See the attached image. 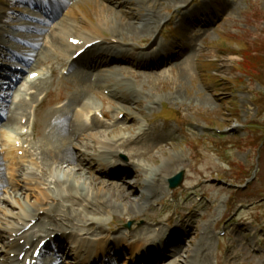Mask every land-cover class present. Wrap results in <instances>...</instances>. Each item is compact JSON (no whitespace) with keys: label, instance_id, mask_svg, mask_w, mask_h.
<instances>
[{"label":"rangeland","instance_id":"rangeland-1","mask_svg":"<svg viewBox=\"0 0 264 264\" xmlns=\"http://www.w3.org/2000/svg\"><path fill=\"white\" fill-rule=\"evenodd\" d=\"M85 1L95 12L97 18L102 21L105 20L115 26L129 21L128 19H124L121 14L116 15V13L110 11L104 15L100 10V6H98L99 0ZM191 1L178 0L177 2H187L191 6ZM177 2L175 3V0H137L133 4L136 9H139L138 5H142L145 11L154 9L162 17H165L166 15H174V8L177 6ZM216 3L215 9L212 8L211 13L216 17V12H218L219 17L208 24V28L196 27L195 29H189L188 24H184V28L179 29L176 26V29H178V42L182 43V49L186 46V50L183 49L186 52L184 63L181 61L180 64L172 65V67L159 68L157 71H153L147 75V71L138 68L131 67L125 70L141 73L140 80L142 83L138 80L136 84L133 83L132 85L137 87L138 96L140 95L142 98L143 94L146 95L145 99H141L143 102L155 103V109L152 112L145 111L146 105H141L140 107V109L145 111L144 114L149 119H152V115L161 110V104L167 106L169 110L172 109L179 112V119L177 121L181 124L182 129L180 126L171 124L165 131L170 134L174 131V133L164 136L161 129L162 124L156 122L155 126L159 131L158 136L163 138L157 141L156 144L151 145L148 156H144L140 160L142 163L140 165L145 171L150 170L160 173V175L161 173L163 174L161 175L162 178H160V181L163 183H160V188L162 189L156 192V199H154L156 204H154H168L170 205V210L162 212H158L155 209L152 211L151 209L146 210L148 204L143 205L144 210L137 211L138 213H133V211L126 212L124 206L127 205L125 207L130 209V204L141 194L144 187L145 172L143 170L141 172L138 170L139 173L136 171L132 176L124 177V175H119L117 177L119 180L127 178L125 180V191L130 194L129 203L124 201V199H127L126 196H123L125 194H118L116 197L112 196L115 190L109 187L108 183L111 181L117 182L114 178H107L106 176L97 178L99 176L95 175L90 167L85 170L86 173L84 175V180L86 177L89 180L91 179V183H94L93 190L95 192H99L100 188L106 187L99 184L100 182L109 181L106 183L110 189L102 192L99 198H106V201L111 206H114L118 215L117 218L123 219V222L127 221L124 218L125 216H130L136 219L140 226H143L145 222H149V219H159L162 221L170 216H174V225L177 227L181 225V221L186 216L187 219H192L204 214L206 218L198 220L199 226L196 236L193 234L187 240L186 250L184 254L181 253L180 255L181 262L176 264L190 263L191 260H187V258L191 256L192 251L188 252V250L191 247V250H195L201 244V240L198 241V237H200L201 230L204 227H207L210 234L214 235L219 233V231H223L227 224L230 226L229 222L234 219H236L237 224L230 229L228 236L223 240L220 257H223L228 251L234 253V249L237 247L238 253H243V249H247V255L250 259L255 258L254 255H251L254 249H256L257 253L261 252L264 255V238H260L264 237V228H260L259 225L254 228L251 226V223L254 226L256 225L255 221L261 222L264 220V143L261 144L264 140H261L252 147L250 145L244 146L248 142L247 140H241L243 137L252 138L253 134L256 135L255 137L258 136L256 140L264 138V0H216ZM145 11L142 13L145 14ZM14 18L12 16L7 20L9 25L14 23ZM132 22L135 23V21ZM139 28L141 27L139 26ZM147 28L150 33L154 31L152 27L148 26ZM149 31L139 35H132H136L137 37L141 35L146 36L147 33L149 34ZM193 48H196V51H190ZM249 52L254 54L257 61H260L262 67L260 71L261 75H258L254 70L248 72L244 69L243 63L251 61ZM114 63V61H109L105 66L109 64L113 65ZM247 66L252 67V64H248ZM173 67H176V69H173ZM92 73L97 72L92 71ZM245 74L255 76V79L252 78L251 80ZM245 77H248L249 80L245 81ZM70 80L61 81V87L64 91L73 86L71 85L65 89L66 86L73 82ZM80 85L83 90L90 92L88 96L93 97V93H91L93 91L87 87V81H83ZM121 85L123 86V84ZM122 89L124 88L122 87ZM123 92L125 93V91ZM125 94L129 96L127 91ZM82 95L80 93V96ZM97 101L99 104L101 100L97 99ZM111 104H113V101H107L103 106H105L106 110L114 112ZM130 120L134 121L132 118ZM142 123L143 121H141V125H144ZM136 124L133 127L130 126L132 124L123 127V124L119 130L106 131L108 134L107 138L110 140L117 138L115 142L121 144L125 141L127 145L129 141V135L127 134L131 133L128 130L132 131V128L135 129V126H137V130L140 124L137 122ZM98 129H94V131L99 133L97 135L99 138L96 139L99 141L103 140L102 142L105 143L104 141L106 140L103 137L106 134L100 130L98 131ZM122 129L125 131H122ZM217 130H220L219 132L222 135L218 134ZM133 135V133L130 134V136ZM218 136L224 138L221 140L218 139ZM150 139H156V136L152 135ZM237 141L243 142V148L240 149L236 146ZM92 142L97 141L94 140ZM213 144H224L227 150H222L220 153L214 149ZM226 144L227 146H225ZM101 147L104 150L106 146ZM81 148H84V146ZM118 150L121 151L122 149L118 147ZM126 150H134L136 153V149L134 148L126 147ZM141 154L147 155V153ZM120 156L122 154L118 155L117 158L119 159ZM129 159L131 160V164L124 166L131 167L133 160L130 156ZM112 161L115 162L117 159ZM62 167L66 169L65 166ZM239 168L248 170L249 177L246 178H250L251 175H257V179L255 181L250 180L249 183L252 182L250 188L247 191L238 193L236 200L231 204L227 200L230 199L232 190L241 187L236 185V183L244 184L243 181L239 182L243 178ZM60 169H56L55 171L58 173ZM182 170L186 171V176L184 185L180 187L181 190L198 185L197 196L187 195L180 200L177 197L173 201L172 195L179 189L174 191L168 189L166 191V187L163 186L164 183L166 184L169 179L179 174ZM52 174L55 176L54 172ZM130 177L132 179H129ZM122 182L120 180L118 183ZM1 187L2 185H0ZM15 194L12 195L15 197L14 199L21 198L19 196L16 197ZM183 194H185L184 191ZM24 195L23 193L21 194L22 199ZM141 195L143 196V194ZM26 196L23 201L26 199ZM198 197L201 199L200 202ZM12 203L14 204L13 206L18 207L16 202ZM231 206L232 209H230ZM243 208H247V213L244 215L240 214ZM27 209L30 213L35 211H31L33 208ZM181 216H183L182 219H179ZM108 218H111V216ZM243 221L245 223L241 224ZM133 226H135V223ZM243 233L247 244H242V246L240 241L243 238L239 235ZM237 235L238 238H236ZM235 239L236 242H233ZM196 242L197 245L193 247L192 244ZM214 247H216V243L213 244V250L215 249ZM207 254L211 258V251H208ZM258 262H261L259 258L253 261L254 264ZM213 263L215 264L216 261H213Z\"/></svg>","mask_w":264,"mask_h":264},{"label":"bare ground","instance_id":"bare-ground-1","mask_svg":"<svg viewBox=\"0 0 264 264\" xmlns=\"http://www.w3.org/2000/svg\"><path fill=\"white\" fill-rule=\"evenodd\" d=\"M29 6L31 7V9L37 8V6H33V5H29ZM75 7H76V5L67 7L68 15L70 14L69 16L71 18H73L74 15L78 14V8H75ZM32 17L37 22H35V23L34 22H28L25 24H21L17 28V30H19L23 33H20L17 31L12 33L13 36L24 38L30 44V46L32 48H34V50H28L27 49L28 50L26 52L27 58L29 60H33L36 51L38 52L39 50H41L42 52L38 55V59H37L38 62H40V63L42 62V64L45 62L50 63V60H52L51 57L53 55V58H56L58 61L65 62V60H67V65H68V62H69L70 58L72 57V55L75 51L67 45L66 40L70 36H73L70 34L74 32L76 25H73L70 22H68V23L66 22V23H64V25L59 23V24L55 25V29H52L51 27L45 28V32H44V28H40V27H41V25H46V24H44V22L40 19V17L37 14L34 13L32 15ZM147 17L154 18L156 16L154 14H151V15L145 16V18H147ZM145 18L143 20H141L140 24H138V25L132 24V23H127V22H124L123 24L119 25L120 29H121L119 35H122L121 33H127V34H131V35L132 34L139 35V34H142L144 32L149 31L147 27L148 26L151 27V26L145 22ZM152 18L149 21H152L153 20ZM201 19L203 20L204 17H201ZM39 24H41V25H39ZM139 26L141 28H139ZM138 28H139V30H138ZM50 30H52V33H53V34H50L51 39L47 34V33H49ZM95 32H97L96 28L93 27L92 31H86L84 33H80L78 35V37H81L82 39L87 40L89 43L97 41V40H103V37L100 35H96ZM152 33H150V31H149V34H152ZM0 34H1L0 38L2 39V42L4 43L7 40L6 37L9 38V36L4 35L3 33H1V31H0ZM149 34L147 33V35H149ZM112 38L117 39L116 37H112ZM106 40H108V39H106ZM122 41H124V40H122ZM17 47L18 46L12 45L11 48L16 49ZM19 49L21 51L26 50L25 47H19ZM159 56L160 57L169 56V54L164 52L162 54H159ZM170 57L171 56H169V58ZM109 61H114L113 55H108L106 53L97 54L96 56H93L90 58V64L88 65V67H86L80 71L74 72V73H72V75L74 78H76V80L79 82V84H81L83 81H87V87L88 88H91V86H94V87L100 86L99 88L102 90L105 87L108 88V86L110 84L115 89H117V90H114V92L118 91V90L120 91L119 93L121 95L120 96L116 95L115 99L121 101L122 103H127V105H132L131 101L130 102L127 101L128 95L125 94L126 90L122 89L123 86L119 82L113 81V76L107 74V72H109V71H102L101 70V68H104V67L106 68L108 66H111V64L105 66L107 63H109ZM143 62H145V64H143V65H151V64L155 63L154 58H153V60H150L149 58L145 59V60L143 59ZM79 63H80V61L77 62L75 64V66L77 67V65ZM16 66H19V65L16 64ZM2 68L3 67H0V70H2ZM21 70L22 69H18L17 73ZM92 71L97 72V73H92ZM6 79H8L7 76L4 77L2 80H6ZM0 81H1V74H0ZM1 86L2 85H0V88H1ZM43 87L47 88V83H44ZM123 91H125V93ZM13 96H14V93H12L11 99L13 98ZM71 99H72V101L70 100L71 103L76 102L79 104L82 102V96H80V93L75 94L74 97H72ZM11 104H12V102H11ZM25 105H26L25 102H20L18 105H16V106L13 105V106L15 109H22V107ZM83 107H84L83 108L84 112H87V109H88V114L93 109V108H90L89 106L83 105ZM122 108L124 109V112L126 113V116L123 120L124 122H126V120L131 119V118L133 120H135L134 114L132 113V110L130 108H128V109L124 108V107H122ZM2 111H4V109L0 106V122L4 121L7 126H10L16 122L17 118L14 117L13 114L10 115V113L12 112V110L10 108H9V115L8 116L1 113ZM54 114L58 116L54 122L52 121V119H51L52 115H50V114H46L45 116L42 117L43 126L49 127L50 132L47 135H45L44 133L42 134V138L40 140L41 141L40 143H42L43 147H45V149L42 151V153L45 155V157H42L44 164H47L46 162H53L54 165L55 164H61V163L67 164L66 169H62L58 173L54 170L55 176H57V178H56L57 179V182H56L57 186H56L55 196L59 197L61 199H64V200L65 199H67V200L75 199L78 202H85L87 208L91 207L92 209H94L93 213L91 214L92 215L91 220L95 221L97 224H102V223L105 224L107 221V218L105 219L103 216L97 217V216H95V214H97L100 210L107 212L110 208H112V206L106 201V198H101V197L99 198V195H101L102 192H105V190L110 189L109 187H112V189L115 190V193L112 196L116 197L118 194H120V195L125 194L123 196H126L127 199H124V201L129 203L128 199H129L130 194L127 191H125L126 190V182L123 181L122 183H117V182L111 181L110 183H108L110 185V186L108 185L109 186L108 187L106 182H109V181L106 180V182H100L99 183L102 186H106V187H102V188H100L99 192H95L93 190L94 183L92 182L93 183L92 184L90 182L91 179L89 180L88 178L85 177V180H84V175L86 173V171L84 170L85 169L84 163L86 162L84 157L94 158V156H91V155L89 156V155L85 154L84 157L81 158L80 155L77 154V152L74 150V148H76L77 146H80V147L84 146V149L89 148L82 140V135H85V131H87V128L81 124V117L82 116H80L78 114L70 113L67 115V117H63V119H61L62 117L60 114H62V113L60 111H57ZM0 126H4V125L1 124ZM99 127L104 128V126L96 124L93 129H96ZM95 132L96 133L93 135L92 141L95 140L101 146H106V147H104L105 152L102 151V153H98L97 160L99 163H104V165L108 166V168L110 170L112 168L114 169V170H112L113 171L112 178H114V180H115V178L117 179V177L119 175H124V177H128L130 175L132 176L138 170L140 172L142 170L145 172L144 186H146V187L143 190V192L141 191V194H143V196L140 194L136 198V200L134 199L135 201H133L132 203H135V204L131 203L132 205L130 204V209L125 207L127 205L124 206L127 213H129L131 211H133V213H138L140 211H143L144 210L143 205H148L151 198H156V196H155L156 192L159 189H162V188H160V183H162L160 181V178H162L161 175H163L162 173L160 175V173L152 172L150 170L145 171L144 168L140 165V162L136 161L141 156H143V157L148 156V154L142 155L141 153L137 152V150L139 149V148H137L138 146L146 147V145L145 144H139V143L136 144L137 146L134 148V149H136V153L135 154H133V153L129 154V156L133 160L131 167L124 166L125 164L120 162V160L117 157H118V155L121 154V151L118 150V147L120 149H125V150H126V147H128L125 144V141L122 142L121 144H118V142H115L117 138H113L112 140H110L107 138L108 134L105 132L106 135L103 137V139H105L106 141H104L105 143H103L102 142L103 140L99 141L98 139H96V138H99L97 136L99 133L97 131H95ZM57 139H61V140L66 141L65 142L66 148H64V149L56 148L55 141ZM7 141H5V145H6ZM46 143L50 144V148H48L46 146ZM80 143H81V145H80ZM47 154H50L51 156L47 157L46 156ZM6 157L9 158L8 153L6 154ZM115 159H117V161L113 162L112 160H115ZM116 163H119V164H116ZM2 175H3V171L0 168V185H3V183H4ZM53 176H54V174H53ZM55 176L53 178H55ZM106 177L110 178V174H107ZM165 186H166V184L164 183L163 187H165ZM157 187H159V188H157ZM3 188H6V187H3ZM9 195L11 197L12 193L9 192ZM31 195H34L35 198H38L42 195L44 197H50L51 196L49 194L46 195V194H35V193H31ZM31 195L27 194L26 199H29L31 197ZM96 197H97V200H93ZM11 201H13V197H11ZM19 201H21V200L16 199V201H13V202H16V204L19 206L21 214L22 215H23V213L24 214H27V213L30 214V212H28L27 208H29V209H32V208L26 207L24 205V203H20ZM142 201H144V202H142ZM11 204L14 205L13 203H11ZM31 213H32L31 215H28L25 218L30 219V218L37 215V213H36V215L33 214V213H35V211L31 212ZM112 215H113L112 213L107 214L108 217L112 216ZM20 221H21V219H20ZM101 228H103V226H101ZM5 232H7L6 229H5ZM141 232H143L142 237L152 233L151 230H149L147 228H143L141 230ZM171 238H170V241H172L175 238V236H173ZM189 238H190V235L188 236V239ZM210 241H211V238L208 236V234L201 239V241H200L201 244H199V246H197L195 248V250H191L192 251L191 256H189L187 258V260H189V259L191 260L189 264H212L211 258L209 257V254H207L208 251H212L211 250V244L212 243L210 244ZM92 242L93 241L91 240L90 244ZM122 245H124V242H122ZM134 248H137V247H134ZM163 248L165 249V245L163 246ZM148 256L150 257L151 260L154 257V255H152V254H149ZM168 258L173 259V260L167 264H176L178 262H181V260H180V258H181L180 247L178 248V250L174 254L169 255ZM163 262L164 261L157 263V264H162Z\"/></svg>","mask_w":264,"mask_h":264},{"label":"trees","instance_id":"trees-1","mask_svg":"<svg viewBox=\"0 0 264 264\" xmlns=\"http://www.w3.org/2000/svg\"><path fill=\"white\" fill-rule=\"evenodd\" d=\"M249 58L251 59L250 64H252V67L250 66L249 67L255 72H257L258 75L259 74L261 75L260 71L262 67H261L260 61H257L256 57L250 52H249Z\"/></svg>","mask_w":264,"mask_h":264},{"label":"water","instance_id":"water-1","mask_svg":"<svg viewBox=\"0 0 264 264\" xmlns=\"http://www.w3.org/2000/svg\"><path fill=\"white\" fill-rule=\"evenodd\" d=\"M175 186H177V183H173L172 187L174 188Z\"/></svg>","mask_w":264,"mask_h":264}]
</instances>
